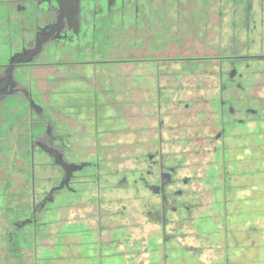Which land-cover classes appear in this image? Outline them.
I'll return each instance as SVG.
<instances>
[{
    "label": "rangeland",
    "instance_id": "374dc122",
    "mask_svg": "<svg viewBox=\"0 0 264 264\" xmlns=\"http://www.w3.org/2000/svg\"><path fill=\"white\" fill-rule=\"evenodd\" d=\"M249 5L253 20L264 29V0H249ZM112 19L118 22L121 18L114 13ZM130 19L124 16L122 20L128 23ZM236 19L242 20L243 15L237 14ZM129 39L121 48L134 51ZM248 40L264 45V36L258 34ZM81 41L77 44L83 49L86 43ZM90 46L97 51L105 44L98 41ZM112 63L105 76L113 91L106 96L110 101L96 89L83 90L84 82L74 91L73 82L65 81L69 77H63L61 91L52 87L44 96L48 106L70 116L66 119L70 131L78 132L73 139L76 147L67 158L78 164L75 189L84 190L78 198L83 201L73 199L76 190L63 191L36 215V231L31 225L19 226L30 217L32 203L37 204L58 182L60 172L48 157H37L42 165L36 163V184L30 188L28 156H17L13 178L9 176L12 153L0 160L4 169L0 175L5 173L0 180L21 182L20 188H12L6 181L8 188L1 191L7 193L0 200V264H103L91 260L94 243L108 246L105 254L116 256L117 264H264V111L263 119L230 124L216 149L209 150L208 145L205 149L198 143L220 127L217 98L209 97L213 94L207 91L209 87L202 91L194 85L218 83V66L214 69L213 64L200 60H168L159 74L169 88L156 93L150 89L162 77L156 79L158 70L151 61ZM237 63L245 86L229 99H236L238 107L248 102L247 97L261 103L264 60L250 62L249 68L246 62ZM73 91L78 93L71 96ZM112 94L119 102L116 105ZM197 95L208 100L205 112L197 113ZM71 105H80L79 111H72ZM190 145L193 152L187 153ZM153 159L162 161L165 171L175 167L163 208L161 197L138 182L140 177L148 183L158 181L160 173L154 171L158 163ZM94 174L100 180L99 199L90 183ZM123 178L119 186L117 181ZM60 211L64 214L59 218ZM86 213H94V230L82 218ZM130 221V227L126 226ZM125 226V233L130 234L124 242L115 231ZM116 245L120 252L115 251Z\"/></svg>",
    "mask_w": 264,
    "mask_h": 264
},
{
    "label": "flooded vegetation",
    "instance_id": "af4514ba",
    "mask_svg": "<svg viewBox=\"0 0 264 264\" xmlns=\"http://www.w3.org/2000/svg\"><path fill=\"white\" fill-rule=\"evenodd\" d=\"M249 10V0H228L221 4L213 0H0V160L9 158V153H12L9 176L13 178L15 174L12 171L19 161L17 156H28L30 188L36 184V163L42 165L36 162L37 157H48L60 172L58 182L44 192L37 204L32 203L30 217L20 222L19 226L31 225L36 231V215L63 191L74 193L76 190L72 194L73 199L76 202L84 200L78 199L84 190L79 192L75 189L78 164L67 158L76 147L73 139L78 132L70 131L72 128L66 121L70 116L62 114V109L58 107L53 109L48 106L44 98L47 89L55 87L58 90L60 87L61 91L63 77H69L65 81L73 82L74 91L80 88V82H84L81 85L83 90L96 89L110 101L106 96L113 91L105 83V76L109 75L114 60H135L139 64L151 61L158 70L154 74L156 79L162 77L150 89L156 93L169 88L162 83L165 80L159 74V70L165 68L163 63L175 59L183 62L200 60L213 64L214 69L218 66L215 70L218 83L212 85L203 81L199 83L201 85L194 86L202 91L209 87L207 91L213 92L209 97L217 98L216 114L220 127L217 130L214 128V133L205 134L208 138L198 144L205 145V149L208 145L209 150H214L227 129L232 127L230 124L247 125L255 118L263 119L264 100L256 104L252 97H247L248 102L238 107L236 99H229L233 93L237 97L238 91H243L245 86L237 61L246 62L245 67L249 68L250 62L264 60V45L248 40L250 35L252 39L256 34L264 36V29L253 20ZM114 13L121 18L118 22L112 19ZM240 13L243 19L239 21L236 16ZM124 16L131 17L128 23L122 20ZM127 38L136 47L134 51L126 50L125 46L121 48L122 44L126 45ZM81 40L86 43L83 49L77 44ZM98 41L105 46L96 51L90 43L93 45ZM113 44H118L120 48L113 49ZM187 87L190 88L189 84ZM74 91L71 96L78 93ZM115 96L112 94L116 105L119 102ZM197 99V113L205 112L209 108L208 100H200V95ZM79 106L71 105L70 108L76 112ZM211 107H215L213 101ZM118 109L124 111L120 104ZM191 145L197 144L193 142ZM191 145L187 153L193 152ZM153 156L150 153L149 158ZM153 163H158V168L154 169L160 173L158 181L148 183L140 177L138 182L146 186L151 194L161 197L163 208L168 197L167 187L174 181L175 167L168 172L164 170L162 161L153 159ZM94 167L98 165L94 163ZM1 169L0 164V172ZM147 172L152 173L151 170ZM3 176L5 173L0 175ZM93 177L90 183L94 187L95 199H99L100 180L97 179L98 174ZM6 181L11 183L12 188L21 187V182L15 179ZM6 181L0 180V200L7 193L1 192L8 188ZM124 181L123 178L117 183L120 186ZM63 214L60 211L58 217ZM93 215L82 218L88 222L89 229L94 230L96 222ZM136 222L135 219L132 224ZM130 225L131 221L126 226ZM126 226L115 231L124 242L128 239L125 235L130 234L125 233ZM90 248L93 251L91 260L117 264L116 256H106L108 246L94 243ZM115 251L120 252L119 245H116Z\"/></svg>",
    "mask_w": 264,
    "mask_h": 264
}]
</instances>
